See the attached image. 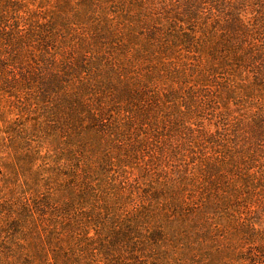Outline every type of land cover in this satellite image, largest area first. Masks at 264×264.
Segmentation results:
<instances>
[{"label": "trees", "instance_id": "1", "mask_svg": "<svg viewBox=\"0 0 264 264\" xmlns=\"http://www.w3.org/2000/svg\"><path fill=\"white\" fill-rule=\"evenodd\" d=\"M196 1L60 0L45 17L43 5L0 0V95L31 92L35 130L48 128L66 153L46 178L31 170L36 156L14 159L19 178L54 184L29 202L0 197V264H264V201L252 214L264 163L256 171L246 152L264 138V83L254 75V95L241 74H262L264 41L198 40ZM194 63L206 68L193 76ZM222 70L241 88L225 97L219 87L220 97L252 94L260 112L240 142L201 131L211 152L186 156L176 141L202 142L186 135L194 92Z\"/></svg>", "mask_w": 264, "mask_h": 264}, {"label": "rangeland", "instance_id": "2", "mask_svg": "<svg viewBox=\"0 0 264 264\" xmlns=\"http://www.w3.org/2000/svg\"><path fill=\"white\" fill-rule=\"evenodd\" d=\"M25 1H29V5L32 8H37L38 5L45 6L44 15L45 17H50L55 16L53 15V11L57 8L55 6L58 5L60 0ZM172 1L176 4L174 6L175 8H177V4L184 6L191 2V0ZM156 6L158 5L150 4L151 11L155 14L159 13L161 15V10H158L159 6L157 8ZM195 7L199 9L197 11L199 13L196 15L197 17H200L198 21L202 22L205 26H199L198 40H212L214 42L217 40L264 41V0H200V3L199 0H197ZM166 19L167 18L160 21L164 27L168 25ZM124 30L121 28L118 29L119 33H123L122 31ZM67 36H70V34ZM73 40L76 41L77 39ZM79 42H81L80 39ZM179 65H182V62L179 63ZM188 68L191 69L188 70V73H193L194 76L199 69L204 70L206 67L202 64L198 65L197 63H194L191 67H187V69ZM221 72L223 75L216 74L214 77L209 75V79L205 81L204 85L200 86L199 91L194 92L198 99L196 98V101H194L191 106L192 109H188L189 113H187L190 115L193 130H191V132H186V135L187 137L192 138L189 140L198 139L202 142H192V145H187L189 141H176L177 145L181 144L183 146L184 151L182 153L186 156L193 152H198L197 155L199 157L203 153L209 154V152H211V145L205 140L206 137L204 133L201 134V131H208L207 133L212 132L216 135V139L224 141L223 144L225 146H233L235 143L240 142L242 136L249 133V126L252 118L260 112L261 102L259 103V100L252 97V94H250L251 99H241L238 101H235L233 98L225 99L220 97L221 94L219 87L225 89L223 90V95L225 97L227 96L229 89L238 90L241 88V83L234 86L232 81L229 82L232 77L231 74H233L232 71L229 72L230 75L227 70H222ZM237 72L239 71L237 70ZM258 72L262 74H253L248 68L241 72L243 82L251 81L250 83L253 85L251 92L254 95L256 94L255 82H257L254 80V75L259 76L260 80L264 83V67ZM238 78H240L239 75L236 79L238 80ZM30 93L31 92H23L20 94V99H9L5 95H0V197L6 201L15 200L16 197H21L22 199L20 200L29 202V199L32 196L30 194L35 190L45 192L47 187L54 184L51 183L53 181L50 180L48 182V180H46L40 186L32 185L26 181L24 177L19 178L20 176L15 170V168H17L15 160H18V158H20V164L23 165L24 162L32 161V155L36 156L38 159L35 162L32 161L33 165L31 170H36L37 173L40 172L41 176L44 178H46L49 173L47 172L45 174L43 170L48 167L51 168L55 163V158L57 159L56 166L58 168H61V164L65 162V151L62 155H59V152H56L57 149L54 144L51 145V141H54V138L48 135L51 131L46 127L45 132L41 129L35 130L38 122L41 120L42 113L38 106L30 105ZM202 95H206L207 97L201 98ZM215 96H217L216 100ZM260 140H263L262 143L259 142V144L255 145L253 143V146L246 151L255 155L256 171H258L259 166L264 163V138ZM70 142L72 143L71 150H66L70 152L72 160L74 157L77 159L76 156L79 155V151H82V141L74 139ZM236 150L237 149H235V151ZM20 153H23L24 155L19 156ZM28 153L32 154L29 156ZM93 162L98 164L94 159ZM183 162L184 157L178 162L174 161L173 164L179 165L183 164ZM197 166L198 163L195 165L191 164L192 171L197 169ZM28 168L29 166H24V168L19 171L27 176ZM28 197L29 199H27ZM263 201L264 196L256 199L252 214L261 209L260 204ZM12 208L15 210L16 207L12 205ZM43 219H45V217H43ZM257 222L260 223V220H257ZM41 224L43 225V223ZM261 225L264 226V222H261ZM40 238L41 240L44 239L43 236H40ZM42 243L44 247L41 246L47 250L48 247L44 240Z\"/></svg>", "mask_w": 264, "mask_h": 264}]
</instances>
